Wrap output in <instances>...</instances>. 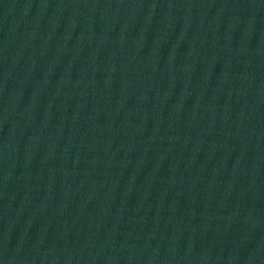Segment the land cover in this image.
<instances>
[{
  "label": "water",
  "instance_id": "obj_1",
  "mask_svg": "<svg viewBox=\"0 0 264 264\" xmlns=\"http://www.w3.org/2000/svg\"><path fill=\"white\" fill-rule=\"evenodd\" d=\"M129 0H0V264H47L104 107Z\"/></svg>",
  "mask_w": 264,
  "mask_h": 264
}]
</instances>
